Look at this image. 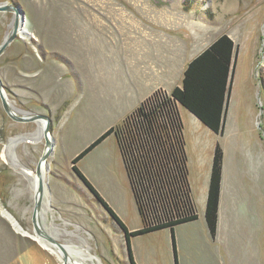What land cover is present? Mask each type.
<instances>
[{
    "label": "rangeland",
    "instance_id": "rangeland-1",
    "mask_svg": "<svg viewBox=\"0 0 264 264\" xmlns=\"http://www.w3.org/2000/svg\"><path fill=\"white\" fill-rule=\"evenodd\" d=\"M0 3L20 7L29 34L21 33L0 55L8 101L19 115L51 117L54 144L46 162L40 222L59 242L92 255L98 264H130L124 231L72 169V160L120 125L148 90L168 92L181 85L188 61L228 35L234 65L222 132L211 131L182 106L177 110L183 139L177 145L197 217L175 225L173 236L165 227L129 236V244L140 264H264V0ZM12 20V12L0 11V43ZM134 22L165 25L163 37L152 33L146 41L151 54L137 48L144 38L136 35ZM160 52L166 53L167 64L156 72L150 67ZM39 129L36 122L6 117L0 103V264H61L57 255L17 233L1 215L7 210L34 235L31 174L44 148ZM16 137L21 140L11 143ZM216 144L223 157L212 236L204 210ZM117 146L111 133L75 166L125 227L139 229L143 224Z\"/></svg>",
    "mask_w": 264,
    "mask_h": 264
},
{
    "label": "trees",
    "instance_id": "trees-1",
    "mask_svg": "<svg viewBox=\"0 0 264 264\" xmlns=\"http://www.w3.org/2000/svg\"><path fill=\"white\" fill-rule=\"evenodd\" d=\"M234 43L226 34L217 37L204 50L188 61L181 85L165 92L155 89L124 117L121 124L110 127L73 160L72 169L91 189L124 231L130 264H136L129 236L140 235L196 219V209L180 158L178 145H183L181 105L215 133L222 132L226 99L234 65ZM113 133L119 148L135 205L143 226L128 231L125 225L89 185L75 166L85 153ZM178 144V145H177ZM223 153L215 145L206 194L204 217L207 228L215 235ZM174 243V239H173Z\"/></svg>",
    "mask_w": 264,
    "mask_h": 264
},
{
    "label": "water",
    "instance_id": "water-1",
    "mask_svg": "<svg viewBox=\"0 0 264 264\" xmlns=\"http://www.w3.org/2000/svg\"><path fill=\"white\" fill-rule=\"evenodd\" d=\"M0 11H10L13 13V20L11 23V29L9 33L5 36V38L0 43V55L3 53L5 48L16 38L21 37L22 33V27L25 24V15L24 12L20 9L18 5H12V4H6V3H0ZM24 35H29L27 32H24ZM0 101L2 104V107L4 111L7 113V115L14 121L18 122H36L41 123L43 122L42 127V137L44 139V148L42 151V154L38 158V161L35 166V175L37 177V184L34 188V196H33V207H32V213H31V224L33 228V234L31 235L26 230H24L16 221V219L5 209L1 210V215L5 217L10 225L13 227V229L25 236L29 239L36 241L43 249V247L36 239L41 238L44 240L50 247L53 249H56L60 255H61V261L62 264H76L73 260V254L77 256L75 252L70 251V245H66L64 243L59 242L55 237L51 235L41 224L40 222V213L43 206V194L45 191V186L43 182V167L47 162L48 157L50 156L54 139L51 136V129H50V121L51 118L42 113H22L21 115H17L14 111L13 107L10 105L7 94L5 92V89L3 87L2 81L0 79ZM8 214V216L5 215V213ZM10 218H12L13 221H10ZM18 225V227H15Z\"/></svg>",
    "mask_w": 264,
    "mask_h": 264
},
{
    "label": "crops",
    "instance_id": "crops-1",
    "mask_svg": "<svg viewBox=\"0 0 264 264\" xmlns=\"http://www.w3.org/2000/svg\"><path fill=\"white\" fill-rule=\"evenodd\" d=\"M150 23V22H149ZM149 23H141L140 24V22H134L133 23V25H135V26H137V29H138V32L136 33V35L137 36H139V37H143L144 39L143 40H141V41H143V43L142 44H140V42H138V46H137V43H136V45H135V47L137 46V48L138 49H142V48H145L149 53H150V51H149V45L146 43V41L148 40V39H150L153 35H152V33H154V34H156L155 36H158L159 38L160 37H163L164 35L163 34H165V32H166V27H164L165 25H162V24H160V23H153V24H156V25H154V27H147V24H149ZM143 25V26H142ZM149 25H152V24H149ZM157 25L159 26V28L160 29H155V27H157ZM151 30H153V31H151ZM154 31H156V32H154ZM149 37V38H148ZM133 38H134V36H133ZM159 48H161L162 49V47L160 46ZM151 54V53H150ZM162 53L160 52L159 53V60H155V61H153V65L150 67V69L151 70H154V71H156V72H159V71H161L162 70V66H164V68H165V66H166V64H167V55H166V53H165V55H163L164 56V60H163V62H161L162 61ZM161 62V63H160ZM157 86H159V85H156V86H154V87H157ZM151 91V90H150ZM149 90H148V92L147 93H144V95H142L139 99H138V101H137V103H135V104H133L132 106H131V108L130 109H128L125 113H124V117L126 116V115H128L132 110H134L138 105H139V103L144 99V98H146L151 92H150ZM179 106H181V105H178L177 106V110H178V107ZM193 115V114H192ZM124 117H123V119H124ZM195 117V116H194ZM196 118V117H195ZM197 119V118H196ZM198 120V119H197ZM199 121V120H198ZM200 122V121H199ZM201 123V122H200ZM118 147V146H117ZM119 156H121L120 154H119ZM120 160L122 161V158H120ZM123 163V162H122ZM123 165V164H122ZM124 168V167H123ZM125 170V169H124ZM125 173H126V171H125ZM126 177H127V175H126ZM127 181H128V178H127ZM128 184H129V182H128ZM129 187H130V185H129ZM124 222V221H123ZM217 227H218V225H217ZM126 228H127V230L128 231H133V230H136V229H138V227H135V228H129L128 226H126ZM134 255H135V253H134ZM135 260H136V264H140V262L138 261V259H137V257H136V255H135Z\"/></svg>",
    "mask_w": 264,
    "mask_h": 264
},
{
    "label": "bare ground",
    "instance_id": "bare-ground-1",
    "mask_svg": "<svg viewBox=\"0 0 264 264\" xmlns=\"http://www.w3.org/2000/svg\"><path fill=\"white\" fill-rule=\"evenodd\" d=\"M24 32H27L25 29H24V27H22V33H24ZM28 33V32H27ZM39 124V127H40V129H39V132L41 133V131H42V127H43V122H41V123H38ZM39 133V134H40ZM21 140V138L20 137H16V138H12L10 141H11V143H17V142H19ZM9 146H11L10 144H9ZM9 148V147H8ZM5 149H6V147H5ZM2 157L5 159L6 158V156H5V151H3L2 152ZM23 171H25V173H29V170H23ZM47 171V167H46V164L44 165V167H43V182H44V185H46V180H45V172ZM30 176V175H29ZM31 182H32V187H33V189L35 188V186H36V184H37V177H36V175H35V172H33L32 174H31ZM5 213V212H4ZM5 215L6 216H8V214H6L5 213ZM10 221H13L12 220V218H10ZM15 227H18V225L16 226V224L14 225ZM32 235V234H31ZM36 239H37V241L43 246V247H45V249L46 250H48L49 252H51V253H53V254H55V255H57V257L59 258V260L61 261V255H60V253L56 250V249H53L52 247H50L44 240H42L41 238H37L36 237ZM70 251H72V252H75L76 254H77V256H76V258H77V260H75V263L76 264H98L96 261H94V259H93V257H92V255H90V254H86L85 252H83V251H81L80 249H77V248H75V247H73V246H70ZM61 264H62V261H61Z\"/></svg>",
    "mask_w": 264,
    "mask_h": 264
},
{
    "label": "flooded vegetation",
    "instance_id": "flooded-vegetation-1",
    "mask_svg": "<svg viewBox=\"0 0 264 264\" xmlns=\"http://www.w3.org/2000/svg\"><path fill=\"white\" fill-rule=\"evenodd\" d=\"M0 103H1V101H0ZM1 106H2V104H1ZM2 109H3V107H2ZM13 109H14V107H13ZM14 111L16 112L17 115H19L18 112H17V110L14 109ZM46 112H48V108L46 109ZM3 113H4V115H5L6 117H9V116L7 115V113L4 111V109H3ZM44 114H45V113H44ZM20 115H21V114H20ZM46 115H48V116L50 117L49 113H46ZM9 118H10V117H9ZM50 118H51V117H50Z\"/></svg>",
    "mask_w": 264,
    "mask_h": 264
},
{
    "label": "built area",
    "instance_id": "built-area-1",
    "mask_svg": "<svg viewBox=\"0 0 264 264\" xmlns=\"http://www.w3.org/2000/svg\"><path fill=\"white\" fill-rule=\"evenodd\" d=\"M131 189V188H130ZM132 192V191H131ZM192 196V195H191ZM193 198V197H192ZM193 201H194V199H193ZM139 214V213H138Z\"/></svg>",
    "mask_w": 264,
    "mask_h": 264
}]
</instances>
